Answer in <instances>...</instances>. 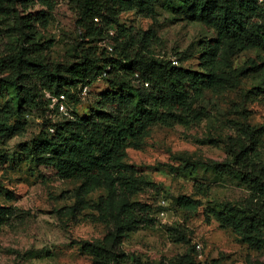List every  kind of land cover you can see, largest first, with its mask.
<instances>
[{
	"label": "rangeland",
	"instance_id": "1",
	"mask_svg": "<svg viewBox=\"0 0 264 264\" xmlns=\"http://www.w3.org/2000/svg\"><path fill=\"white\" fill-rule=\"evenodd\" d=\"M53 2L47 28L33 23L26 29L17 20L0 18V60L22 49L21 31L30 32L32 40L45 47L35 58L62 66L85 54L100 61L117 58L128 40L138 42L148 34L154 58L197 69L203 43L217 38L213 28L182 12L177 0H157L151 17L123 13L121 24L130 31L127 39L115 31L103 39L85 38L69 0ZM113 47L119 48L111 51ZM218 55L227 61L220 73L226 84L193 100L199 118L186 125L150 127L123 161L130 175L156 186L130 198L152 207L156 225L124 234L119 245V251L142 263L175 264L189 257L196 264H264V246L245 244L232 229L209 223L204 215L208 204L242 207L250 197L248 184L209 168L231 161L233 140L255 149L253 163L264 166V49L239 51L226 43ZM106 90L107 84L98 81L88 87L87 96L76 91L72 99L54 98L49 110L28 111L10 121L11 126L17 124V132L0 136V207L7 210L0 227V264H97L81 245L102 241L110 229L94 211L75 209V200L66 194L82 180L62 178L36 164L23 147L45 134L44 127L51 124L47 121L54 124L87 116ZM10 100L7 92L0 95L1 106ZM101 194L105 192L97 191L88 199ZM179 196L198 200L202 207L195 214L184 212L175 205ZM178 229L185 240L172 237V230Z\"/></svg>",
	"mask_w": 264,
	"mask_h": 264
},
{
	"label": "trees",
	"instance_id": "2",
	"mask_svg": "<svg viewBox=\"0 0 264 264\" xmlns=\"http://www.w3.org/2000/svg\"><path fill=\"white\" fill-rule=\"evenodd\" d=\"M156 1L69 0L78 12L77 26L85 38L92 39H103L113 31L127 39L130 31L121 24V15L136 12L151 17ZM177 1L182 12L217 32L216 39L203 43L197 69L154 58L148 34L138 38V42L128 40L117 58L100 61L85 54L70 66H62L35 58L45 47L37 45L30 32L21 31L22 49L13 57L0 60V95L7 92L11 96L9 103L0 105V136L17 132V124L11 126L10 121L25 117L28 111L49 110L54 98L72 99L76 91L84 90L88 95V87L98 81L108 86L87 116L54 124L47 121L51 124L44 127L45 134L23 147L36 164L51 168L62 178L82 180L77 189L66 194L75 200V209L94 211L110 229L102 241L81 245L97 264H145L119 251V245L124 234L153 228L157 223L149 204L130 200L156 186L130 175L123 163L128 149L138 147L154 125H186L199 118L193 100L226 84L220 73L227 61L218 55L226 43L239 51L264 49V0ZM53 10V0H0V18L17 20L26 29H31L33 23L47 28ZM231 153L230 162L213 163L209 168L218 174H232L248 184L250 197L242 207L208 204L204 215L207 222L216 221L232 229L245 244L261 249L264 166L253 163L255 149L239 139L231 142ZM97 191L105 194L88 199ZM175 205L190 214L202 207L188 196L177 197ZM5 211L0 207V227L6 219ZM172 232V237L186 239L179 229ZM175 264L196 263L184 257Z\"/></svg>",
	"mask_w": 264,
	"mask_h": 264
},
{
	"label": "built area",
	"instance_id": "3",
	"mask_svg": "<svg viewBox=\"0 0 264 264\" xmlns=\"http://www.w3.org/2000/svg\"><path fill=\"white\" fill-rule=\"evenodd\" d=\"M83 94H84V95H87V90H84ZM62 98H63V97H62ZM64 109H65L64 106H61V110L64 111Z\"/></svg>",
	"mask_w": 264,
	"mask_h": 264
}]
</instances>
